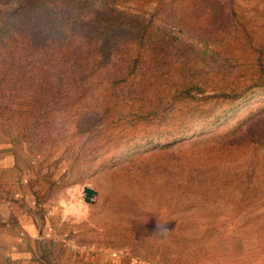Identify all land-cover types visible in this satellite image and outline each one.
I'll list each match as a JSON object with an SVG mask.
<instances>
[{"label":"rangeland","instance_id":"1","mask_svg":"<svg viewBox=\"0 0 264 264\" xmlns=\"http://www.w3.org/2000/svg\"><path fill=\"white\" fill-rule=\"evenodd\" d=\"M21 1L0 0L1 38L17 23L31 36L41 31L35 2ZM64 1L90 3L93 19L113 8L123 19L119 45L95 73L103 85L88 98L63 93L40 141L19 144L37 174L67 170L48 200L70 227L71 250L144 264H264V0ZM135 37L144 41L138 51ZM135 54L137 70L117 85L132 98L114 101L106 74ZM186 83L196 90L170 101ZM15 90L0 143L38 114L28 115L29 96ZM233 92L243 94L224 96ZM169 131L184 139L167 135L159 146L153 137ZM84 187L97 191L94 203Z\"/></svg>","mask_w":264,"mask_h":264},{"label":"trees","instance_id":"2","mask_svg":"<svg viewBox=\"0 0 264 264\" xmlns=\"http://www.w3.org/2000/svg\"><path fill=\"white\" fill-rule=\"evenodd\" d=\"M31 1L35 2L36 10L42 15L41 31L31 36L29 32H24V27L17 23L16 26H13L17 27L15 31L10 30L4 39L0 37V116L5 117L10 111L9 94L16 92L15 89L21 91L19 93L20 99L29 96V99L23 101L30 107L28 115L33 111H37L38 114L27 116L24 119L25 125L15 133L13 140L8 143H0V146L8 144L28 145L30 141L39 140L42 138V131L50 128L54 123L53 120H50L48 110L59 111L65 107V105L58 106V97L69 92L74 100L88 98L87 95L91 93L93 87L103 85L101 81L94 79L95 73L100 67H104L102 61L106 59L110 50L119 45L118 37L120 35L118 31L123 29L119 26L123 23L121 22L122 16L114 15V8L108 11L109 16L93 19L94 14L88 12V8L93 7L90 3H86L87 8H71L65 6L64 0H24L21 1L20 7H25L24 3L30 6ZM19 11L21 12L18 10L17 13ZM22 13L23 11L19 15ZM0 34L3 33L0 32ZM128 34L130 35V33ZM122 36L121 38H123ZM33 37H36L37 40H33ZM135 38L137 39L131 42L134 46H139L138 51L144 41L143 37ZM11 44L15 50L11 48ZM133 56L135 57L121 62L117 69V75L106 74L107 77H113L109 82L108 92L114 97V101L119 98L118 100H122L123 103L124 99L132 98V95L124 92L123 89H118L117 85L122 82L121 77H129L137 70L139 56L136 54ZM42 86L46 87L41 89ZM196 86L195 83L184 84L173 93L170 101H178L179 93L190 96L196 90ZM43 91L52 95L48 99L49 101L47 100L48 103L37 98L42 95ZM242 94L243 92L241 94L233 92L224 96L238 98ZM136 110L134 111L135 114L142 113L141 108ZM182 133L183 131L178 133L169 131L153 138L159 141L158 145L160 146L163 145L161 143L162 138L167 135H171L169 141H182L184 139ZM44 141L46 140L41 139L39 144L43 145ZM55 175L53 176L52 173L51 184L46 191H34L37 202L39 199L42 201L50 197L53 189L68 179L65 169H58V173L56 172ZM30 185V188L33 189L35 183ZM128 261L132 262V260ZM137 264L144 263L142 261L137 262Z\"/></svg>","mask_w":264,"mask_h":264},{"label":"crops","instance_id":"3","mask_svg":"<svg viewBox=\"0 0 264 264\" xmlns=\"http://www.w3.org/2000/svg\"><path fill=\"white\" fill-rule=\"evenodd\" d=\"M33 159L24 145L0 146V264H137L106 252L71 250L70 227L56 203L50 197L36 201L34 191H46L52 173L34 172Z\"/></svg>","mask_w":264,"mask_h":264},{"label":"water","instance_id":"4","mask_svg":"<svg viewBox=\"0 0 264 264\" xmlns=\"http://www.w3.org/2000/svg\"><path fill=\"white\" fill-rule=\"evenodd\" d=\"M84 201L87 204H92L95 202V198L97 196V191L90 187H84Z\"/></svg>","mask_w":264,"mask_h":264},{"label":"built area","instance_id":"5","mask_svg":"<svg viewBox=\"0 0 264 264\" xmlns=\"http://www.w3.org/2000/svg\"><path fill=\"white\" fill-rule=\"evenodd\" d=\"M70 247V246H69Z\"/></svg>","mask_w":264,"mask_h":264}]
</instances>
